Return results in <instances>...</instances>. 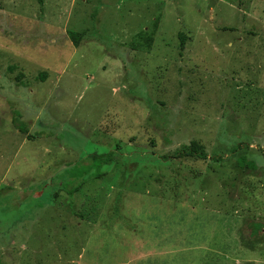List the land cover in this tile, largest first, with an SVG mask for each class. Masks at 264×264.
<instances>
[{
  "label": "rangeland",
  "instance_id": "1",
  "mask_svg": "<svg viewBox=\"0 0 264 264\" xmlns=\"http://www.w3.org/2000/svg\"><path fill=\"white\" fill-rule=\"evenodd\" d=\"M0 264H264V0H0Z\"/></svg>",
  "mask_w": 264,
  "mask_h": 264
},
{
  "label": "trees",
  "instance_id": "2",
  "mask_svg": "<svg viewBox=\"0 0 264 264\" xmlns=\"http://www.w3.org/2000/svg\"><path fill=\"white\" fill-rule=\"evenodd\" d=\"M40 2H42V0H39ZM81 34L77 33V32H72V39L74 40L75 44L78 45L79 41L81 39ZM184 38L182 40V47L184 46ZM15 124L20 127V125L18 124V120L15 119ZM21 131L23 133L27 132L24 129H21ZM187 156H198L200 158H207V154L204 151L203 147L201 145H199L196 142H193L191 146H185L183 147L181 150H179L178 152H176V157H187ZM96 161H99V163H105L103 160V156H97L95 158ZM240 165L242 167H249V168H256V165L254 162L252 161H247L245 159H242L240 162Z\"/></svg>",
  "mask_w": 264,
  "mask_h": 264
}]
</instances>
